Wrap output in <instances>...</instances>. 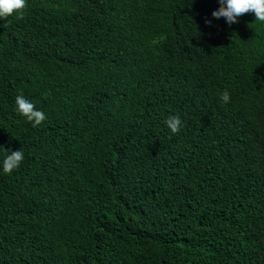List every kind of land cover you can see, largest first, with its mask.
I'll use <instances>...</instances> for the list:
<instances>
[{"label": "trees", "instance_id": "trees-1", "mask_svg": "<svg viewBox=\"0 0 264 264\" xmlns=\"http://www.w3.org/2000/svg\"><path fill=\"white\" fill-rule=\"evenodd\" d=\"M218 8L27 0L0 20V264H264V22Z\"/></svg>", "mask_w": 264, "mask_h": 264}, {"label": "clouds", "instance_id": "clouds-1", "mask_svg": "<svg viewBox=\"0 0 264 264\" xmlns=\"http://www.w3.org/2000/svg\"><path fill=\"white\" fill-rule=\"evenodd\" d=\"M219 8L212 13L213 19L224 18L226 23L231 26L238 22V18L254 13L255 20L264 22V0H218ZM27 7V0H0V20H7L8 17L16 15L17 19H22L24 10ZM207 26H211V20L205 21ZM220 99L227 104L230 101V93L225 90L220 93ZM17 113L32 122V127L36 128L46 120L42 111H38L35 105L27 100L23 94L15 98ZM170 129L171 133L178 134L181 130L182 121L178 115L169 116L164 122ZM9 154L3 160L2 168L5 174H11L14 170L19 169L24 161L23 151H8Z\"/></svg>", "mask_w": 264, "mask_h": 264}]
</instances>
